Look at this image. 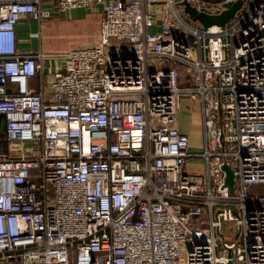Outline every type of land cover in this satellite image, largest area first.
I'll use <instances>...</instances> for the list:
<instances>
[{
    "label": "built area",
    "instance_id": "built-area-1",
    "mask_svg": "<svg viewBox=\"0 0 264 264\" xmlns=\"http://www.w3.org/2000/svg\"><path fill=\"white\" fill-rule=\"evenodd\" d=\"M183 1L216 15L237 0H0V264H264V193H249L264 184V0L224 28L192 24ZM96 5L95 45L19 49L24 19ZM184 98L201 152L179 130Z\"/></svg>",
    "mask_w": 264,
    "mask_h": 264
},
{
    "label": "crops",
    "instance_id": "crops-1",
    "mask_svg": "<svg viewBox=\"0 0 264 264\" xmlns=\"http://www.w3.org/2000/svg\"><path fill=\"white\" fill-rule=\"evenodd\" d=\"M52 18L56 19L49 22L50 24L48 25H53V27H56V24H58L60 29L64 23L67 27L68 33L71 35V37H74V39L68 40L69 49L64 50L63 48V52L74 49L73 47H80L82 45L93 46L97 43L100 35L99 32L101 22L103 20L101 5H96L89 8L79 7L76 9L62 11V13L56 12ZM47 23L48 22L43 23L40 27L38 21L29 17L24 19L23 22L18 25V47L22 52L29 53V51H36L37 48L42 51V30L46 28ZM35 34H38L39 36ZM32 86H34L36 89L39 88L38 79H34L32 81ZM182 105L183 104H181L178 110L179 130L181 133H186L189 135L191 149L199 151L202 148L203 137L205 134L203 116L201 115L200 109L201 106L197 102L194 103L189 100H184L183 107ZM185 107L190 109V123L182 113ZM192 160L193 158H188L185 167L190 172L197 173L203 171L204 167L202 166L201 170H197L198 168L193 166Z\"/></svg>",
    "mask_w": 264,
    "mask_h": 264
},
{
    "label": "rangeland",
    "instance_id": "rangeland-1",
    "mask_svg": "<svg viewBox=\"0 0 264 264\" xmlns=\"http://www.w3.org/2000/svg\"><path fill=\"white\" fill-rule=\"evenodd\" d=\"M46 6L52 8V6L49 4V3H46ZM94 7V6H92ZM189 15V14H188ZM56 18H52V19H46L44 21V23L48 22L46 24V28H44L42 30V35H43V39H42V52H44L46 55L47 54H61L63 53V48L64 50L66 49H69V43H68V40L69 39H74V37H71V35L68 33V30H67V27L66 25L63 23V26L60 27L59 29V25L56 24V27H53V25H48L50 24L49 22H51L52 20H55ZM187 19L194 25L196 26H201L202 24L198 21H195L191 18V16L189 15L187 17ZM48 25V26H47ZM90 45H82L80 47H73L74 49H80L82 47H88ZM39 49L37 48L36 51H38ZM150 66L152 69L154 68H157V61H151L150 62ZM167 65L165 66V69H167ZM184 100H189L187 98H184ZM184 100L182 101L184 105ZM190 101V100H189ZM193 102V101H191ZM196 103V102H194ZM199 104V103H198ZM182 105V107H183ZM200 105V104H199ZM181 107V108H182ZM201 109V107H200ZM189 108L185 107L182 111L183 115H185L187 121L190 123L191 122V118H190V112H189ZM4 125V124H3ZM2 134L1 130H0V135ZM38 144L37 143H27L24 145L23 148H20V150L22 149H27L29 150L28 152H30V150H32L33 148H38ZM7 148V147H6ZM8 150V148H7ZM197 151V150H195ZM202 149H200L199 151L197 152H201ZM192 164L193 166H195L196 168H198L197 170H201L202 169V164H203V160L201 158H198V157H195L193 158L192 160ZM202 171L200 172H197V173H201ZM250 194L252 195H255V194H260V193H264V184H254V186L251 188ZM228 228L227 224L225 223L224 225V230H226ZM229 238L230 239H234L235 238V235H230L229 234Z\"/></svg>",
    "mask_w": 264,
    "mask_h": 264
},
{
    "label": "water",
    "instance_id": "water-1",
    "mask_svg": "<svg viewBox=\"0 0 264 264\" xmlns=\"http://www.w3.org/2000/svg\"><path fill=\"white\" fill-rule=\"evenodd\" d=\"M183 5L184 11L189 14L193 20L200 22L204 28L213 25H219L224 28L225 25L235 17L236 11L241 8L242 0L235 1L228 9L223 10L222 12L216 15H210L204 12H197V10L192 7L188 1H183ZM222 166L226 172L225 183L229 187L230 191L234 192V171L231 169L230 166H228L227 163H224Z\"/></svg>",
    "mask_w": 264,
    "mask_h": 264
},
{
    "label": "trees",
    "instance_id": "trees-1",
    "mask_svg": "<svg viewBox=\"0 0 264 264\" xmlns=\"http://www.w3.org/2000/svg\"><path fill=\"white\" fill-rule=\"evenodd\" d=\"M4 118L0 115V130L2 132V147H3V150L7 152V148L9 147V143L7 141V139L5 138V132H4ZM7 147V148H6Z\"/></svg>",
    "mask_w": 264,
    "mask_h": 264
}]
</instances>
